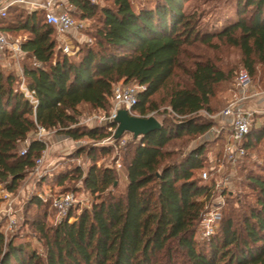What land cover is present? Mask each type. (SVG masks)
Instances as JSON below:
<instances>
[{
    "label": "trees",
    "instance_id": "1",
    "mask_svg": "<svg viewBox=\"0 0 264 264\" xmlns=\"http://www.w3.org/2000/svg\"><path fill=\"white\" fill-rule=\"evenodd\" d=\"M188 1L145 0L135 11L130 0H107L103 6L67 0L79 20L95 23L93 45L81 46L72 57L59 49L56 32L42 10L8 8L0 29L8 36L24 37L22 75L0 68V186L8 194L18 193L46 150L33 137L37 127L72 141L108 138L103 127L79 125L80 108L108 112L117 83L145 86L132 109L140 117L157 109L154 97L165 90L171 117L161 120L159 130L124 146L126 186L119 195L110 190L117 182L112 166L117 159L97 167L98 156L110 155L112 148L76 151L72 158L86 154L88 170L75 167L54 180L58 185L79 180L93 197L91 208L73 222L70 211L55 226L46 224L45 211L38 214L30 225L43 254L7 239L0 227V264H264V168L245 170L249 154L264 140L263 116L254 118L243 142L246 154L237 164L240 184L253 200L237 199L234 208L228 193L224 205L228 209L223 208L219 226L208 240L196 236L212 186L196 174L206 167L212 147L219 148L216 156L221 155L228 132L187 153L171 149L214 126L199 112L219 111L212 110L216 89L231 76L209 57L195 56L191 49L197 45L237 49L252 86L264 91V0H237V21L212 33L201 28L196 13L185 12ZM177 71L186 79L173 83ZM21 79L35 105L18 88ZM41 200L33 197L28 206L41 212L46 206Z\"/></svg>",
    "mask_w": 264,
    "mask_h": 264
},
{
    "label": "rangeland",
    "instance_id": "2",
    "mask_svg": "<svg viewBox=\"0 0 264 264\" xmlns=\"http://www.w3.org/2000/svg\"><path fill=\"white\" fill-rule=\"evenodd\" d=\"M93 3L98 4L99 6L105 5L107 0H90ZM132 7L135 11L140 9L141 4L145 2V0H130ZM65 11L72 14L76 27L73 30L72 43L73 45L78 46L80 48L83 45H93V40L91 38V34L94 30L95 23L92 20L89 21H81L77 17L78 11L70 7L68 4L61 6ZM237 0H190L185 3L184 10L186 13H196L199 17V25L206 32H216L222 30V28L234 23L237 21ZM23 35H16L14 33L9 34V42L14 44L17 41H23ZM192 53L196 55H204L205 57H209L211 61L221 70H223L226 74H230V78L227 82L220 84L216 89L215 100L213 101L212 110L218 111L215 114H218L220 111L225 109L229 100L231 99V92L229 89L232 87L231 78L236 76V74L244 69L241 64V54L237 49L230 48L227 46H219L218 48H206L201 45H197L196 48L191 49ZM10 51H7V56L3 61H0V68L5 72H13L22 75V67L21 60L23 56L16 58H11ZM262 75L261 73H259ZM178 77V78H177ZM263 77V75H262ZM185 80L186 77L182 75L181 71L176 72V77L173 80V83L177 80ZM23 82H19L18 88L20 84ZM172 83V81L169 83ZM252 85V84H251ZM261 85L264 86V77L261 81ZM166 91L163 90L160 94L154 97V101L157 105V109L154 112L148 113L147 117H154L161 123V120L164 117H171L170 109L167 106V102L165 99ZM107 113L106 111H97L92 110L88 106H83L80 108V116H79V125L85 126L87 128L93 127H103L108 133V138L102 140H90L87 138H83L78 141H72L69 138L61 135H57L55 131H51L50 135L46 140V150L43 164L36 169L24 180L21 185L19 191L15 195L8 194L1 186H0V227L1 231L5 235L7 239L13 238L15 242H22L29 245L32 249L36 250L39 254H43V248L41 242L38 240V235L35 233L34 229L31 227V222L33 219L43 211L46 212V224L48 226H55V220L57 219V214L52 207V201L54 198L61 195L63 192L72 191L76 197L77 205L71 210L72 218L69 222H73L75 220V216H77L82 210L90 209L91 204L93 202V197L89 192L85 191L82 187V184L79 180H67L63 184L58 185L57 181L54 180L56 176H59L62 173H66L67 171H73L75 167H80L81 170L85 173L89 166L90 160L87 158L86 154H82L77 158H72V155L79 151L80 149L90 150L92 148L99 149L101 147H111L112 152L108 156L100 155L98 156L97 167H107L109 166L115 159H117L121 165L123 161V153L122 149L126 146L127 143H130L134 139L131 138L128 134H124L120 139H113V132L109 130L106 126H100L96 122H93V118L96 116H102ZM132 115L136 117H140L137 113L132 111ZM199 115L206 117V112H199ZM95 116V117H94ZM264 118V117H263ZM211 120V119H210ZM214 121V125L219 121L218 118ZM216 122V123H215ZM264 124V119L261 121ZM215 140V139H214ZM214 140L207 139L203 136L196 138L195 140L189 141L186 145H182L180 142L175 143L176 145H172L171 149H175L177 153H187L189 149L194 148L197 145H202L205 143H210ZM218 147H212L210 151H208L206 158V167L203 168L196 174L197 178L201 179V174L203 172H208V178L204 181L207 185L213 187V193L210 197V203L215 200L218 195V191L216 190V186H218L219 190H223V200L224 205L227 199L228 193L231 194L232 199L234 201L233 207L238 208L236 204V200L240 199L242 202H252V193L250 190L244 186V184H240V176L239 167L236 166L230 167L227 165L222 156H216L218 151ZM222 150V149H221ZM249 159L245 163L246 169L260 170L264 168V140H262L255 150L249 154ZM213 160L215 162V169H212L210 161ZM220 164L224 165L223 172L219 173L217 168ZM124 169H120L116 171L117 173V182L113 188L110 190L115 194L119 195L123 193L126 180L124 176ZM231 178V182L229 185L225 184L226 177ZM4 191V193H1ZM8 195L7 198L4 196ZM33 197H42V202L46 203L45 209L41 212L34 207H29L28 203ZM41 199V198H40ZM12 202L13 213L15 219L17 221V227L11 233H5V229L7 226V221L9 215L5 212L7 209L8 203ZM221 208V214L223 212V208L228 209L227 205ZM197 237V236H196ZM198 239V237H197Z\"/></svg>",
    "mask_w": 264,
    "mask_h": 264
},
{
    "label": "built area",
    "instance_id": "3",
    "mask_svg": "<svg viewBox=\"0 0 264 264\" xmlns=\"http://www.w3.org/2000/svg\"><path fill=\"white\" fill-rule=\"evenodd\" d=\"M24 2V0H16L14 3L10 2L5 5L0 4V21L6 17L8 8L15 6L12 4L23 6ZM35 7L44 12L46 23L54 28L57 35L58 47L61 52L69 57L75 56L79 51V48L78 46L73 45L72 37L69 35L77 26L72 14L65 11L60 5H56L52 0L41 5H36ZM20 43L21 40L14 44L10 43L8 35L0 29V61H3L6 58L7 51L13 53L11 58H16L17 56L21 57L22 52L20 50ZM19 89L24 93V96L35 105L36 101L33 99L32 94L27 91L23 82L20 84ZM144 90L145 86L139 84H115L110 99V110L102 116H94L95 118L92 119L93 122H96L100 126L108 127L109 130L113 132L114 139L117 127L114 123L118 112L120 110H125L129 115H132V109L137 103L138 95ZM230 92L232 94L231 99L225 109L216 115L206 113L209 119L216 120V118H218L219 121L217 123L215 122L216 124L205 135H203V137L214 140L223 132H228L226 141L222 146L221 156L227 165L234 168L246 154L243 142L253 126L254 118L256 116L264 117V91H258L255 89L251 85L247 71L241 69L234 78ZM51 131L52 130H45L42 127H37L33 137L37 141L44 143L46 146V140ZM128 135L137 142L139 141L140 137L134 138L133 135ZM24 152L25 150L23 149L21 154H24ZM44 157L45 151L36 161V170L43 164ZM210 164L212 166L211 170L216 168V164L213 160L210 161ZM112 166L116 171H119L122 168L121 163L118 160H116ZM217 168H219L217 171L222 173L224 165L220 164ZM207 178L208 172H203L201 174V179L207 180ZM225 179V184L229 185L231 178L228 176ZM218 188L219 187L216 186V190L219 193L215 200L211 203L210 199L206 201L207 205L200 219L199 231L197 234L199 240L210 239L215 234L221 221V208L224 205V200L222 193L223 190H219ZM212 193L213 187H211V194ZM4 197L7 198L8 195ZM210 197H212V195ZM40 198L42 199V197ZM202 201H205V197L202 198ZM77 202L78 201L73 192H66L54 198L52 201V207L57 214L55 223L59 224L65 219L68 213L77 205ZM5 212L9 215L5 229V233L7 234L11 233L17 227L12 202L8 203Z\"/></svg>",
    "mask_w": 264,
    "mask_h": 264
},
{
    "label": "water",
    "instance_id": "4",
    "mask_svg": "<svg viewBox=\"0 0 264 264\" xmlns=\"http://www.w3.org/2000/svg\"><path fill=\"white\" fill-rule=\"evenodd\" d=\"M114 124L117 125L114 139H120L124 134H131L134 138L143 137L161 128L154 117H136L125 110L118 112Z\"/></svg>",
    "mask_w": 264,
    "mask_h": 264
},
{
    "label": "crops",
    "instance_id": "5",
    "mask_svg": "<svg viewBox=\"0 0 264 264\" xmlns=\"http://www.w3.org/2000/svg\"><path fill=\"white\" fill-rule=\"evenodd\" d=\"M16 0H0V4L2 5H5L7 3H10V2H13ZM24 4L23 6H16L18 4H12V5H15V7H18V8H22V9H25L26 11L28 12H32V11H37V10H40V9H37L35 6L36 5H41L45 2H49L51 0H24ZM56 5H66L67 4V0H52ZM71 37H73L74 33H73V30L70 32L69 34ZM1 193H4V191H2Z\"/></svg>",
    "mask_w": 264,
    "mask_h": 264
}]
</instances>
